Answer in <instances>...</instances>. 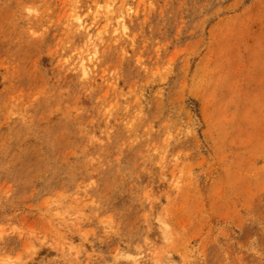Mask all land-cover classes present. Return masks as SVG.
<instances>
[{
	"label": "rangeland",
	"instance_id": "374dc122",
	"mask_svg": "<svg viewBox=\"0 0 264 264\" xmlns=\"http://www.w3.org/2000/svg\"><path fill=\"white\" fill-rule=\"evenodd\" d=\"M0 264H264V0H0Z\"/></svg>",
	"mask_w": 264,
	"mask_h": 264
}]
</instances>
